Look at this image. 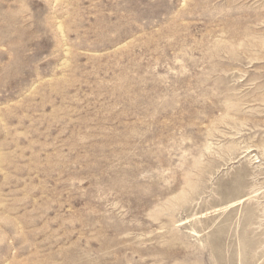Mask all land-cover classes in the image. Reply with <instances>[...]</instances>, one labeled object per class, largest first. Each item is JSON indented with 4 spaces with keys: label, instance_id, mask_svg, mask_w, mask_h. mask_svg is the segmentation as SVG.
Masks as SVG:
<instances>
[{
    "label": "rangeland",
    "instance_id": "374dc122",
    "mask_svg": "<svg viewBox=\"0 0 264 264\" xmlns=\"http://www.w3.org/2000/svg\"><path fill=\"white\" fill-rule=\"evenodd\" d=\"M0 264H264V0H0Z\"/></svg>",
    "mask_w": 264,
    "mask_h": 264
},
{
    "label": "bare ground",
    "instance_id": "6f19581e",
    "mask_svg": "<svg viewBox=\"0 0 264 264\" xmlns=\"http://www.w3.org/2000/svg\"><path fill=\"white\" fill-rule=\"evenodd\" d=\"M257 191V190H256Z\"/></svg>",
    "mask_w": 264,
    "mask_h": 264
}]
</instances>
